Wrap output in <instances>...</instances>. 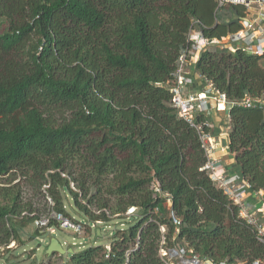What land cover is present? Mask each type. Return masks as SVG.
<instances>
[{
    "label": "trees",
    "instance_id": "trees-1",
    "mask_svg": "<svg viewBox=\"0 0 264 264\" xmlns=\"http://www.w3.org/2000/svg\"><path fill=\"white\" fill-rule=\"evenodd\" d=\"M246 11L215 0H0V246L52 212L82 221L70 197L87 221L125 228L111 231L110 250L93 243L67 264H167L164 237L214 262L263 261L264 243L203 169L200 133L171 92L190 31L221 39ZM193 71L230 101L264 102V55L214 43ZM227 112L229 151L264 191V105ZM59 227L51 219L35 236Z\"/></svg>",
    "mask_w": 264,
    "mask_h": 264
},
{
    "label": "built area",
    "instance_id": "built-area-1",
    "mask_svg": "<svg viewBox=\"0 0 264 264\" xmlns=\"http://www.w3.org/2000/svg\"><path fill=\"white\" fill-rule=\"evenodd\" d=\"M217 7L222 8L229 4H242L246 7V16L242 20V28L231 33L221 39L206 38L202 32L191 30L188 37V47L181 57V63L176 72V81L171 86L173 94V103L179 110L180 115L195 126L199 133L202 142V147L207 154V161L203 167L208 172L210 179L223 190L233 205L238 207L239 215L256 231L257 238L264 243V191L252 189L251 183L243 177L240 173L229 172L223 164L220 156L217 154V143L213 139L211 133L206 131V126L211 127L208 121L204 123H195V115L198 112L208 113L212 105L218 110L227 112V109L233 105H240L250 107L254 102L263 104L260 100H252L246 98L240 101H230L224 92H221L216 86L207 82L204 87L199 90H193L196 83L195 77L192 76L188 70V57L199 55L211 44H222L229 48L232 52L241 48L253 54L264 55V0H215ZM199 78L202 79L199 74ZM229 117V113H228ZM230 127H228L229 129ZM229 150V147H225ZM155 192L161 194L158 186H155ZM168 196L167 194H165ZM169 216L176 229L182 224L181 218L171 208V201L168 200ZM158 211V208H156ZM137 212V208L132 206L128 209L126 215L131 216ZM51 219L59 222L60 227L65 230H71L75 233H82V230L88 228L96 230L102 222L79 221L75 222L62 214L52 212L49 216L36 220L39 227H48ZM165 231V227H161ZM72 249V244L61 243ZM110 250V244L106 247ZM160 254L167 264H231L227 260L222 262H214L206 257L194 254L192 250L188 249L180 243L173 246H168L165 237L162 241ZM108 256V255H107ZM244 264V263H238ZM252 264H264V260H255Z\"/></svg>",
    "mask_w": 264,
    "mask_h": 264
},
{
    "label": "rangeland",
    "instance_id": "rangeland-1",
    "mask_svg": "<svg viewBox=\"0 0 264 264\" xmlns=\"http://www.w3.org/2000/svg\"><path fill=\"white\" fill-rule=\"evenodd\" d=\"M6 27L4 21H0V31ZM242 174V168L236 165L232 168ZM16 181H21L18 179ZM22 182V181H21ZM23 183V182H22ZM66 209L76 219L86 222V218L81 216L70 197L65 201ZM50 204L52 202L50 201ZM39 226L35 222L28 223L24 227L19 229L20 240L12 241L9 245L0 246V264H67L71 254L66 253L60 257L55 254L49 256L46 254L47 246L50 243L51 238H57L61 243H68L69 246L73 242L76 245H71L74 252H78L89 245L95 243V245L109 246L111 242V231H115L118 228H125L121 225L120 220L115 219L108 224H99V227L103 229V233L99 237H95V230L86 228L82 230V233H75L71 230H65L59 228H47L43 235L35 236V231ZM64 248L69 249L65 244Z\"/></svg>",
    "mask_w": 264,
    "mask_h": 264
},
{
    "label": "crops",
    "instance_id": "crops-1",
    "mask_svg": "<svg viewBox=\"0 0 264 264\" xmlns=\"http://www.w3.org/2000/svg\"><path fill=\"white\" fill-rule=\"evenodd\" d=\"M198 58V55L191 56V59L188 60V70L191 72L192 76L195 77L196 83L193 90H199L204 87L203 80L199 78V74L195 73L194 62ZM194 60V61H193ZM208 118V122L211 125L210 133L213 139L217 143V154L220 156L223 164L226 166L227 170L232 173H239L238 171L233 170L232 168L236 165H239L235 159L234 154H232L228 149L226 150L227 145V135L229 127V117L228 112L223 110H218L214 105L211 106L210 111L205 113ZM240 166V165H239Z\"/></svg>",
    "mask_w": 264,
    "mask_h": 264
},
{
    "label": "water",
    "instance_id": "water-1",
    "mask_svg": "<svg viewBox=\"0 0 264 264\" xmlns=\"http://www.w3.org/2000/svg\"><path fill=\"white\" fill-rule=\"evenodd\" d=\"M97 232L100 233V229H97ZM73 249H65L61 242L57 238H51L50 243L47 247L46 254L59 253L64 255L66 253H73Z\"/></svg>",
    "mask_w": 264,
    "mask_h": 264
}]
</instances>
